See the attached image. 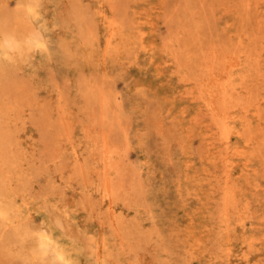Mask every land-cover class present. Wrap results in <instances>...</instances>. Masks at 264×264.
<instances>
[{
    "label": "rangeland",
    "instance_id": "374dc122",
    "mask_svg": "<svg viewBox=\"0 0 264 264\" xmlns=\"http://www.w3.org/2000/svg\"><path fill=\"white\" fill-rule=\"evenodd\" d=\"M23 34L26 60L0 48V264L32 229L72 264H264V0H0V47Z\"/></svg>",
    "mask_w": 264,
    "mask_h": 264
},
{
    "label": "bare ground",
    "instance_id": "6f19581e",
    "mask_svg": "<svg viewBox=\"0 0 264 264\" xmlns=\"http://www.w3.org/2000/svg\"><path fill=\"white\" fill-rule=\"evenodd\" d=\"M113 26L111 23H108L106 27L108 34L107 42L109 45L112 43L115 36V29ZM38 44L39 41L37 37L34 36L29 37L25 34L17 36L5 35L0 48L2 53L6 54L10 59L19 57L21 60H26L30 48ZM105 196L111 199L110 184H107L105 187ZM0 212L4 219V215H6L5 208L0 209ZM110 214L112 224H117L118 218L114 215L112 208L110 209ZM22 231H24V229ZM23 237L24 239L28 237L32 239L31 246L29 245L31 249L28 250V254L23 257V261L26 264H49V258H47V253L49 250H53L54 257L52 256L51 259L55 258L58 264H72L65 251L53 243L52 235L45 232L33 231L32 229L31 231L26 230L25 234H23Z\"/></svg>",
    "mask_w": 264,
    "mask_h": 264
}]
</instances>
